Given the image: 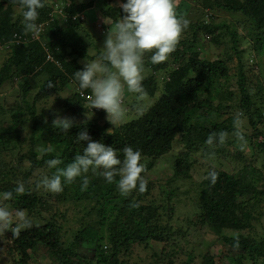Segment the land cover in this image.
I'll return each instance as SVG.
<instances>
[{
	"label": "trees",
	"instance_id": "trees-1",
	"mask_svg": "<svg viewBox=\"0 0 264 264\" xmlns=\"http://www.w3.org/2000/svg\"><path fill=\"white\" fill-rule=\"evenodd\" d=\"M50 1V7L45 0V7L39 10L37 23L43 24L53 4H57L68 19L62 24L56 21L50 26L42 25L44 29H40L37 39L31 40V34L23 30L22 10L18 4L0 0V45L15 36L22 38L19 44L12 46L0 69V89L13 82L18 87V105L8 110L0 105V123L3 124L0 154L28 143L26 154L30 159L26 171L24 159L16 161L15 166L0 162V192L13 191L18 182L23 183L26 193L12 200L36 219L35 224L18 236L10 228L9 233H0V255L9 261L8 264H30L33 251L42 247L49 258L48 264H129L127 258L134 249L151 248L149 243L156 242L162 244L161 250L148 256V264H217L213 255L199 251L195 245L201 241L200 233L208 231L239 252V264L254 257L264 260V235L242 233L243 230L251 231L255 223L264 220V204L261 205L264 183L260 184L264 176L253 165L244 166L239 174L212 168L218 173L216 183L210 184L206 179L202 183L186 229L174 228L163 220L165 216L168 221H174L169 193L164 203L143 204V194L135 195L133 191L124 197L116 187H104L98 180L99 174L91 172L87 174L90 183L85 191H81L79 179L66 185L60 193L37 187L43 176L55 171L48 168L47 160L60 158L68 164L75 155L82 153L83 144L76 135L83 127L94 141L117 149L121 159L124 147L139 149L142 162L149 170L180 144L183 150L178 153L172 178H186L187 168L191 161H196L194 157L199 150L208 153L205 140L210 133L224 131L235 137L233 118L237 113L242 114L241 120L245 119L249 128L244 140L249 142L254 154L262 155L264 167V141H258L264 136L260 130L264 126V85L261 82L264 80V0H175L178 14L185 16L191 7H196L203 15L189 24L166 61L152 64L150 54L145 56L142 81L145 96L153 99L159 83L161 92L151 107H145L137 118L118 126L108 120L103 125L98 123V119L106 116L104 110L94 113L97 117L92 120L82 118L90 115L89 101L75 92L78 86L73 73L83 69L86 59L90 61L97 55H89L91 43L82 37L84 21H73L71 17L85 15L86 10L96 8L105 19L104 33L97 30L105 37L109 23L124 15L119 7L124 0ZM221 11L228 13L230 19H220L218 13ZM240 25H244L243 29H239ZM47 28L48 32L44 33ZM48 35L51 39L45 41L46 46L57 65L45 60L44 41L40 38ZM201 43L209 46L203 53L199 51ZM243 43L254 53L255 64L248 69L243 63L242 56L246 52L241 47ZM221 47L225 53L221 56L219 53L218 59L211 61L201 57L221 52ZM231 61L237 69L236 89L229 95V103L221 101L214 107L203 94L210 93L214 83L228 77ZM246 70L253 75L246 76ZM250 84L256 87L255 97L260 101H253ZM62 92L69 93L61 107L66 116L77 114L80 118L74 119L80 127H73L67 133L51 125L53 112L43 119L36 109V105ZM83 92L91 95L90 90ZM223 114L226 118L219 121ZM25 128L29 137L21 141L20 129ZM49 148L51 152L47 151ZM31 177L33 182L30 183ZM103 188L104 194L100 192ZM66 203L80 207L81 216L76 227H66L65 214L59 209V205ZM224 231L234 235H224ZM187 245L190 249L183 247Z\"/></svg>",
	"mask_w": 264,
	"mask_h": 264
},
{
	"label": "clouds",
	"instance_id": "clouds-1",
	"mask_svg": "<svg viewBox=\"0 0 264 264\" xmlns=\"http://www.w3.org/2000/svg\"><path fill=\"white\" fill-rule=\"evenodd\" d=\"M12 3L18 4L22 10L23 30L26 34H31V40L37 39L36 35L40 29H44L42 25L50 26L56 21L62 24L68 19V15H64L57 4H53V8L40 26L37 20L39 10L45 7V0H12ZM47 4L50 7L52 2ZM119 7L124 15L109 23L110 28L103 42L101 54L90 61L86 59L83 69L73 73V80L78 86L75 87V92L79 94V91L90 90L89 111L99 113L104 110L112 125L122 122L126 117V109L122 103L125 91L135 94L138 99L146 95L142 84L145 56L150 54L152 64L166 61L190 24L188 18L177 13L175 0H124ZM83 16V14H75L71 19L84 21ZM97 18L102 19L103 24L105 19L102 15L97 14ZM102 24L99 28H102ZM46 32L48 28L45 29L44 33ZM21 39V36L19 38L15 36L10 42L1 44L0 48H7L10 51L14 44L20 43ZM42 43L45 47L46 62L57 65L58 62L53 60L46 42ZM49 87L52 85L49 84ZM241 116L242 114L238 113L233 118V134L242 146L244 136L240 131ZM51 125L65 133L73 127H80L74 123V118L61 116L58 113H54ZM227 136L228 133L224 131L212 132L207 136L205 144L208 146L223 144ZM76 138L83 144L82 153L75 155L68 164H64L60 158L47 160L48 168L55 171L51 175L43 176L37 183L38 188L43 187L48 192L60 193L66 185L79 179L81 191H85L90 183L87 174L91 172L98 173L108 184L114 183L120 195L124 197L129 196L134 190L141 193L146 191L148 181L142 175L146 168L139 149H134L132 146L124 147L123 159H121L113 146H106L102 141H94L86 127L78 132ZM258 141L263 142L264 136L259 137ZM47 151L51 152L52 149L49 148ZM217 177L218 173L210 170L204 179L210 184H215ZM25 193V185L18 182L13 191L0 192V202L10 201L14 196ZM31 226V219L24 210L16 209L13 212L0 203V230L10 228L18 236L22 230Z\"/></svg>",
	"mask_w": 264,
	"mask_h": 264
},
{
	"label": "rangeland",
	"instance_id": "rangeland-1",
	"mask_svg": "<svg viewBox=\"0 0 264 264\" xmlns=\"http://www.w3.org/2000/svg\"><path fill=\"white\" fill-rule=\"evenodd\" d=\"M80 1V0H78ZM48 3H50L49 0H47ZM98 14V11L95 9H90L85 11V17L84 18V24L83 30L81 34H83L85 38H88L90 41V47L88 49L89 55H98L102 52L101 48L103 46V42L106 38V36H101L98 33V30L102 32L103 28H99V26L102 24V19L100 18L96 19V16ZM203 14L201 11L196 7H191V9L187 12L185 15L186 18L190 20V23L197 18H200ZM218 16L220 19H225L226 21L230 19V15L228 13H225L224 11H221L218 13ZM239 18H241L239 16ZM109 21V20H107ZM244 25H240L239 29H243ZM99 28V29H98ZM98 29V30H97ZM242 31V30H241ZM182 38V36L180 37ZM51 37L44 36L42 37V41H50ZM201 49L199 50L203 53V49H208L209 46L205 44H200ZM242 48L246 49V52L243 54V63L246 65L245 69L253 67V64H255L254 60V53L249 50V48L246 46L245 43L242 44ZM240 47H238L239 49ZM221 52H212L210 54H202L201 57L203 59H210L216 60L218 59L224 52V50L219 49ZM220 53V56L218 57ZM225 53V52H224ZM9 56V49L7 48H0V69L2 65H4L5 60ZM233 61L236 63V58L233 57ZM231 61L229 63L230 66V73L227 78L221 79L213 84V88L208 94H203V97L209 98L212 102L211 104L214 105V107L218 104V102L223 101V103H229L231 99L229 98L230 94H233V90L236 89L235 83L237 79V69L233 66L234 63ZM234 67V68H233ZM264 68V67H263ZM246 76L251 77L253 73L250 70L245 71ZM34 81V80H32ZM264 85V80L261 81ZM160 87L158 88V92L155 94L154 98H149L147 96H143L142 99H138L135 94L129 93L125 91L122 103L123 105H126L128 108L126 111V117L122 122H119L115 124L114 126H118L119 124H122L123 122L130 121L132 119H135L139 116L140 113H142L145 110V107L152 106L154 102L158 99L159 94L161 92L162 85L161 83ZM251 89V94L253 96V101L257 102L260 101L259 97H255L257 93V89L252 84L249 85ZM68 92H62L60 95L56 97L49 98L50 100L40 103L36 105V109L38 114H42L41 117L43 119H47L48 115L50 113H58L61 116H66L65 112L62 110V104L66 103V97L68 96ZM18 87L16 82L5 84L0 89V105L5 110H8L9 108L18 105ZM61 105V106H60ZM129 114V115H127ZM238 114V113H237ZM67 117L74 118L77 117V120H80L79 116L77 114ZM97 115L93 112H90V115L86 114L82 118L85 119L84 121L88 119L96 118ZM226 118V115H221L219 117V121ZM76 120V121H77ZM107 114L106 116H102L100 119H98V123L100 125H103L105 122H107ZM241 128L240 131L244 135H249V128L246 125L245 119L241 120ZM3 126L2 123H0V133H1V127ZM19 127V126H18ZM22 131L20 140H27L29 137V131L28 129H20ZM261 132L264 134V126L260 127ZM28 143L22 144V146L13 149L10 148L0 154V162L9 164V165H16V161H23V168H25L24 171L29 169L30 166V159L27 156ZM182 147L179 144L175 145L174 150L167 154L166 157L162 158L161 160H157L155 163V166L153 169L149 170L146 169L142 175L145 177V179L148 181L147 183V189L144 192H139L134 190L135 195L143 194L142 197V203L149 204L150 202H154V204H158L161 202H165V199L168 197V193L170 194L169 198L171 201V204H173L174 209V221H168V219L164 216L163 220L165 223L170 224L172 227H182L184 229L188 226V218H191L193 209L195 205L198 202V194L201 190L202 183L205 181L204 177L208 174V172L212 168H216L220 171H225L231 174H239L242 173L243 167L246 165H253L257 169H260L262 171V176H264V167H263V160L261 154H254V150L249 145V142L244 140L243 145L241 146V142L236 139V137H233L232 135H228L225 139V142L220 145L215 146H209L208 153L206 154L202 150H199V152L195 155L194 159L195 162L191 161L190 168H187V176L186 178H180V179H174L173 174L175 172V161L178 160L179 155L182 151ZM240 153V154H239ZM144 163V162H143ZM22 176V175H21ZM100 176V175H99ZM21 178V177H19ZM118 179V177H117ZM99 182L104 186H111L116 187L115 184H108L105 182L102 176L98 178ZM261 182L260 184L264 183V177L260 178ZM33 182V177L30 178V183ZM200 189V190H199ZM102 194L105 192V188L101 189L100 191ZM148 193V194H147ZM252 197V196H250ZM3 203L6 207L9 208V210H12L13 212L16 209H21L19 206V203L16 200H10L4 203V201L0 202ZM264 204V200H262L261 205ZM59 209L65 214L64 218L66 220V227H76L79 223V218L81 216V213L79 211L80 207L74 206L71 203H66L59 205ZM26 213V212H25ZM28 217L31 219L32 225L36 223L35 216L32 214L26 213ZM251 231L249 230H243V234H259L261 236L264 235V220L258 224L255 223L253 225ZM71 231V230H69ZM0 233L6 234L9 233L8 229L0 230ZM72 234V233H71ZM224 235H234L233 233H230L228 231L223 232ZM70 235V234H68ZM200 243L197 242L195 244L198 245V250L202 251L203 253H209L215 257V262L217 264H239V255H237L239 252L235 249H231L227 246L226 243L222 242L219 236L216 234H213L211 232H201L200 233ZM258 241H261V239H258ZM149 245L151 248H144V247H137L134 249L133 253L130 255V257L127 258L129 264L137 262L139 264H148V256L152 252L159 253L162 247L161 243H154L150 242ZM190 249V245L183 246ZM238 258V259H237ZM9 263V261L7 260ZM6 262V258L2 255H0V264H8ZM49 258L45 252V249L42 247H38L37 250L33 251L32 258L30 260V264H48ZM242 264H264V260H256V257H254L251 260H244Z\"/></svg>",
	"mask_w": 264,
	"mask_h": 264
},
{
	"label": "built area",
	"instance_id": "built-area-1",
	"mask_svg": "<svg viewBox=\"0 0 264 264\" xmlns=\"http://www.w3.org/2000/svg\"><path fill=\"white\" fill-rule=\"evenodd\" d=\"M79 95H80V97L81 98H84V99H86L87 101H90V95H87V94H85L84 92H82V91H79ZM95 111H98V110H100V109H94Z\"/></svg>",
	"mask_w": 264,
	"mask_h": 264
}]
</instances>
